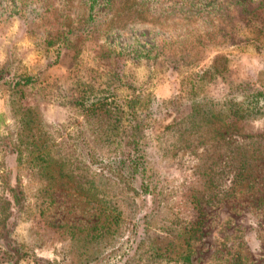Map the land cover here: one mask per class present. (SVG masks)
Here are the masks:
<instances>
[{
	"label": "rangeland",
	"instance_id": "374dc122",
	"mask_svg": "<svg viewBox=\"0 0 264 264\" xmlns=\"http://www.w3.org/2000/svg\"><path fill=\"white\" fill-rule=\"evenodd\" d=\"M93 11L0 0V264H264V0Z\"/></svg>",
	"mask_w": 264,
	"mask_h": 264
},
{
	"label": "trees",
	"instance_id": "16d2710c",
	"mask_svg": "<svg viewBox=\"0 0 264 264\" xmlns=\"http://www.w3.org/2000/svg\"><path fill=\"white\" fill-rule=\"evenodd\" d=\"M96 1L97 0H89L90 8H91V14H92V11L95 8ZM32 80H33V78L29 76V77L25 78L24 81H25V83H28V82H30ZM8 191L10 192V196H11L10 199L3 200V202H5L8 205L4 209L5 215H6V212L8 211L7 209L9 207V205H11V200H14L16 204H20V200L22 199V190H18V186H16V187L15 186H10ZM0 220L5 222L6 221V216L1 218Z\"/></svg>",
	"mask_w": 264,
	"mask_h": 264
}]
</instances>
